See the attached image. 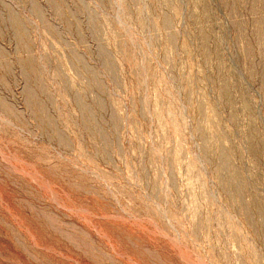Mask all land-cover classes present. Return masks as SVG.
I'll use <instances>...</instances> for the list:
<instances>
[{
    "label": "rangeland",
    "instance_id": "obj_1",
    "mask_svg": "<svg viewBox=\"0 0 264 264\" xmlns=\"http://www.w3.org/2000/svg\"><path fill=\"white\" fill-rule=\"evenodd\" d=\"M0 264H264V0H0Z\"/></svg>",
    "mask_w": 264,
    "mask_h": 264
},
{
    "label": "bare ground",
    "instance_id": "obj_2",
    "mask_svg": "<svg viewBox=\"0 0 264 264\" xmlns=\"http://www.w3.org/2000/svg\"><path fill=\"white\" fill-rule=\"evenodd\" d=\"M237 186V185H236Z\"/></svg>",
    "mask_w": 264,
    "mask_h": 264
}]
</instances>
